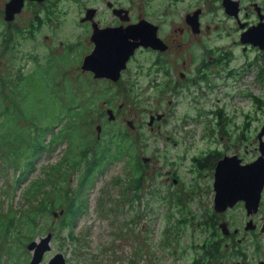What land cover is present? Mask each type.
I'll return each instance as SVG.
<instances>
[{
	"label": "rangeland",
	"instance_id": "1",
	"mask_svg": "<svg viewBox=\"0 0 264 264\" xmlns=\"http://www.w3.org/2000/svg\"><path fill=\"white\" fill-rule=\"evenodd\" d=\"M2 1L0 0V7ZM192 1L194 0H63L56 19L59 20L57 26L52 27L46 23L35 29L32 37L23 29L26 21L16 20L7 28L0 14V57L5 62L23 65L24 68H20L21 71L30 75L33 70L41 67L51 54H62V46L67 44L74 51L70 79L75 82L81 61L91 52L92 47L89 36L82 31L85 29L80 27L82 29L80 30L75 25L78 12L84 6L101 8L103 22H109L112 15L124 22L126 20L120 19L121 12L120 17L115 13L129 10L127 16L135 17L140 7L143 16L146 15L150 22L175 28L179 15L183 11H188ZM217 1L199 0L200 6H203L208 14L205 22L210 25V30L206 33L205 46L207 48L221 45L235 47L232 43L236 41L234 27L231 20L223 15L220 7L216 6ZM106 2L110 3V8L113 4L121 8H113L110 15ZM5 29L7 31L4 32ZM18 34H22L25 39L19 40L17 47L15 40ZM146 34L150 35L148 30ZM136 36L140 37L139 34ZM79 44L80 49H78ZM154 59L149 54H137L128 68L121 73L120 79L115 82L98 80L99 84L91 87V90L98 95L105 92V96L99 97L98 101L90 105L86 98L78 96V101L86 108L85 116L81 119L80 130L86 136L84 140L87 144L84 148L89 153L86 161L77 159L76 163H73V169L67 175L66 181L60 180L59 176L57 177L58 173L54 175L52 168L64 160L68 148L67 140L65 143L60 142L53 149L46 148L35 160V168L28 179L21 185L16 186L14 183L17 173L13 168L1 173L0 214L8 211L11 204L14 206H18L19 203L26 204L24 199L26 188L34 181L47 180V174L51 176L52 173L54 176L52 180L54 179V182L57 181L64 188L70 190L76 188L78 180L85 175V168L92 159L94 143L104 142L109 134L114 135L119 131L127 132L130 137L128 153L135 152L140 158H148V162L145 163L146 189L142 194L138 192L136 199H131L125 190L129 171L124 160L107 163L94 179V173L89 176L81 189V197L87 198L86 212L77 219L73 230L74 237L79 240L75 249L71 242L62 243L60 239L55 240L53 231H48L50 227L59 228L58 219L52 216L40 218L34 229L33 240L49 232L52 233L49 243L51 250L44 255L40 264H46L50 258L59 253L65 257L66 264H195L194 257L199 253V247L209 231L202 222L208 212L213 210L212 200L209 193H206L210 191L212 183H209L208 176H205L193 161L203 148L211 147L209 148L211 150L215 148L212 140L208 136L205 137L203 131L205 125L208 130L212 129L210 121H214L213 114L219 110V107L216 100L204 102L203 123L197 128L194 113L186 110L188 103L182 102L177 96L173 97L171 101L178 99L181 104L173 109V114L164 118L166 122L160 124L158 131L151 130L149 115L154 112L153 104L160 100L158 104L164 112V106L167 105L170 96L167 80L160 75L150 74ZM245 63L246 61L238 68H234V76L241 71ZM6 67V71L11 73L17 70L16 67ZM24 74L22 75L25 76ZM84 75L87 77L88 73ZM252 78L253 73L244 80H247V84L249 83L247 90L253 94V97L245 98L244 95H238L228 103H221L219 113L233 116L240 114V109L251 113L252 110L260 108L262 97L260 85L263 80L260 78L252 81ZM152 80H158V83L151 84ZM78 89L74 88L75 91ZM120 105H123L122 108L119 107ZM53 109L54 103L51 101L49 111ZM107 109L113 110L115 120L108 121ZM254 113L253 126L254 130H257L263 118L261 113ZM52 118L53 115L49 117L50 122ZM127 121L133 124L127 126ZM97 125H101L99 138L95 130ZM209 134L211 135L212 132ZM74 135L75 131L69 129L68 137L73 138ZM48 139L49 136L46 142ZM5 151H0V163ZM71 156L72 154L69 153L70 164L64 161L60 166L71 165L73 161ZM209 167L206 165L207 170ZM101 168L102 166H98L95 173ZM223 170H218L217 176L222 180L225 188L231 187L222 176L223 173L229 175L228 169ZM262 175L254 178L258 184ZM168 176L179 179L178 185L175 186L176 184L171 180L166 181ZM218 182L221 184L219 179ZM48 188L49 186L46 187ZM5 191L9 196L14 192L13 197L5 196L3 194ZM176 195L182 198L183 207L181 208L176 207L171 201ZM122 196H125L128 202L123 201ZM255 202L251 201L253 205ZM185 217L188 223L179 226V219ZM208 225L211 227V224ZM67 232V229H63L64 235ZM1 242L6 252L0 249V264H28L31 258V253L26 249L28 242L22 246L20 242L16 243L13 237ZM71 249H73L72 252ZM202 259L203 255L200 256L201 264H218L216 261H202ZM236 262L232 264H240ZM253 263L255 264L256 261Z\"/></svg>",
	"mask_w": 264,
	"mask_h": 264
},
{
	"label": "flooded vegetation",
	"instance_id": "2",
	"mask_svg": "<svg viewBox=\"0 0 264 264\" xmlns=\"http://www.w3.org/2000/svg\"><path fill=\"white\" fill-rule=\"evenodd\" d=\"M9 1L3 0L0 7V14L4 21L5 6ZM22 1L23 6L20 13L15 14L12 21H5L7 28L16 20L26 21L23 29H25L27 35L32 37L33 31L42 25L47 23L55 27L59 23V20L56 19L59 16L60 4L63 0ZM226 1H228L230 7L225 5ZM109 2H106V6L110 15L113 8H121L114 4L110 8ZM216 6L220 7L223 15L231 20L236 34V41L232 42L235 47L229 48L221 45L207 48L205 46L206 33L209 32L210 25L205 22V19H208V14L205 12V8L200 6L199 0L192 1L188 6V11H183L179 15L175 28L150 22L146 15L143 16L140 7L135 17L129 15L124 22L113 15L110 17L109 22H103L101 8L84 6L78 12L75 23L80 30L84 28L85 30L82 31L91 38L93 23L89 21L82 22L81 20L84 19L87 9H96L94 21L97 27L124 30L127 27L136 26L139 29L137 34L141 36L144 33L149 36H136L135 41H132L134 47L131 48L130 52L133 51V53L126 62L125 70L137 54H149L155 58L150 74L160 75L168 82L170 96L167 105L164 106V112L158 104L160 101L158 100L153 104L154 112L149 115L151 130L158 131L160 124L166 122L164 118L173 114V109L181 104L178 99L171 101L173 97L177 96L182 102L186 101L188 103L186 110L189 113H194L197 128L203 123L204 93L207 92L205 102L216 100L219 110L213 114L214 121H210L212 129L208 130L205 125L203 131L204 136H208L212 140L215 148L213 150L209 149L211 147L203 148L193 161L195 164L203 163L210 166L208 170L206 167L199 169L205 176H208L209 183H212L210 191H206L212 200V210L215 195L213 191L214 170L219 161L225 159L228 162L246 165L259 158L264 159V63H262L264 62V0H218ZM121 15L124 17L123 12H121ZM144 20L149 25L143 26ZM146 30L149 31L150 35L146 34ZM247 32L248 34L242 37ZM241 37L246 42L245 44L242 43ZM23 39H25L24 36L18 34L15 46L18 47L19 40ZM91 46L92 51L94 48L92 42ZM245 61L246 63L242 66L241 71L234 76V68H238ZM6 66L16 67L17 69L24 68L20 64L10 63V61L5 62L0 57V79L7 77L10 73L6 71ZM251 73H253L254 79H260V76H262L260 108L252 110L251 113L240 109L241 113L233 116L219 113L221 103H228L238 95H244L245 98L253 97V94L247 90L249 83L245 87H240L242 79ZM103 81L107 80L104 79ZM155 83H158V80L151 81V84ZM122 106L119 107L122 108ZM254 112L256 114L261 113L263 118V122L257 130H254L253 126ZM158 116H160L159 120L157 119ZM210 132H212L211 135ZM167 180H171L172 183L176 184L175 186L179 183V179L173 176L166 177ZM241 184L242 182H239L236 186L242 189ZM258 187V183L255 182L254 189H251L254 190V193L252 192L251 195L247 189V194L257 195ZM247 196L244 195V199L236 201L235 205L225 212L214 213V227L218 237L211 238L208 234L201 244L203 258H206L207 261H216L218 264H232L235 261L240 264H254L253 262L256 261L255 264H264V231H262L264 226V186L257 197L254 198L253 196V200L257 203L256 208L251 205L249 210L246 209V204L252 201ZM247 212L253 213L248 214ZM210 214L211 211H209ZM212 220L210 218L208 221H204V224L208 222L204 226H209L208 224L212 226ZM221 225L224 227L225 232L221 230ZM247 226L250 230H246Z\"/></svg>",
	"mask_w": 264,
	"mask_h": 264
},
{
	"label": "trees",
	"instance_id": "3",
	"mask_svg": "<svg viewBox=\"0 0 264 264\" xmlns=\"http://www.w3.org/2000/svg\"><path fill=\"white\" fill-rule=\"evenodd\" d=\"M80 47L79 44L78 49ZM62 50V54L56 53L48 56L46 62L33 70L30 75L24 74L19 68L15 73L10 72L7 77L0 79V151L6 150L0 163V175L3 171L13 168L17 173V178L14 180L16 186L28 179L35 168V160L41 153L46 148H55L60 142L68 141L64 160L52 168L53 174L58 173L57 177L59 176L60 180H67V175L73 169L72 165L77 159L86 161L88 158L89 152L84 148L87 144L84 140L86 136L80 130L81 119L85 116L86 108L78 101V96L86 98L90 105L98 101L99 97L103 98L105 92L99 93V96L98 93L92 91L91 87L97 86L99 81L93 80L91 73H88L86 77L84 75L86 73L80 71V67L77 70V79L73 82L70 79V67L74 51L67 44H63ZM260 78L262 79V76ZM254 80L253 78L252 81ZM75 87L79 89L75 91ZM206 97L207 92L203 95V102ZM51 101L54 103L53 111H49ZM51 115L53 118L50 122ZM55 129L56 132H54ZM69 129L75 131L73 138L68 137ZM47 136L49 139L46 142ZM129 143V135L122 131L114 135L109 134L104 142L94 143L95 150L92 153V159L85 168V175L78 180L77 187L74 189L64 188L57 181L54 182L52 173L51 176L47 174V180H37L29 184L24 195L26 204L19 203L18 206L11 204L8 211L0 214V249L2 252H6V248L1 240L8 241L13 237L16 243L20 242V245L24 246L26 242L33 241L34 229L40 218L52 216L54 212L60 211H63V214L57 218L60 221L59 228L50 227L48 231H53L55 240L60 239L62 243L71 242L75 249L79 240L74 237L73 230L77 219L86 212L87 208V198L81 197V189L89 176L94 173V179L107 163L124 160L129 171L125 187L127 194L131 196V199H136L138 192L142 194L146 189L144 183L146 164L141 162L140 156L135 152L128 153ZM69 153L73 156L71 165H68L70 164ZM64 161L68 164L60 166ZM196 165L200 169L206 167L203 163ZM98 166L102 168L95 173ZM47 186H49L48 189H46ZM3 194L12 198L14 192L10 196L7 191ZM121 199L128 202L125 196ZM181 199V196L176 195L171 201L176 207L181 208L183 207ZM210 218L213 219L211 227L204 226L208 222L206 224L202 222V224L209 229L207 235L215 238L218 236L215 233L214 212L210 215L208 212L204 221ZM187 223L186 217L178 221L179 226ZM63 229H67L66 235L63 234ZM198 252L194 257L195 264H201L200 256L203 255L201 246ZM202 261H207V259L203 258Z\"/></svg>",
	"mask_w": 264,
	"mask_h": 264
},
{
	"label": "water",
	"instance_id": "4",
	"mask_svg": "<svg viewBox=\"0 0 264 264\" xmlns=\"http://www.w3.org/2000/svg\"><path fill=\"white\" fill-rule=\"evenodd\" d=\"M227 2L228 1L225 2V5L227 7H230V5ZM22 6H23L22 0H10L5 6L6 7L5 18H4L5 21H12L14 15L20 13ZM95 12H96L95 9H87L85 12L84 19L81 20L82 22L90 21L93 23L92 36L90 40L94 44V48L89 54L83 57L80 69L83 72L93 74L94 80L108 79L115 82L119 79L121 71L125 70L126 62L128 61L129 56L133 53V51L130 52L131 48L134 47V43L132 41H135L137 31L139 29L136 26L127 27L124 30L106 29V28L101 29L97 27V25H95V21H94ZM120 12H123L124 17L122 18L120 17L119 15ZM115 14L119 16L120 19L122 20L128 19L127 11H119L118 13ZM146 25H149V23L144 21L143 26ZM247 34L248 32L243 34L242 37H245ZM144 36L146 35L143 33L140 37H144ZM242 37H241V41L243 44H245L246 42L242 40ZM106 44H108V47H105ZM111 55L115 56L116 61L112 60L114 58H112ZM97 64L98 65L103 64V66L99 67ZM107 115L109 121L114 120V115L111 110H107ZM157 119L159 120L160 116H158ZM127 124L132 125L131 122H127ZM96 131L97 134L99 135L101 131L100 125L96 126ZM141 160L143 163L148 162V159L145 157H143ZM223 169L224 170L228 169L229 175L224 174L225 177H223V179H225V181L228 182L229 186L232 185L231 187L227 186L228 188H225V186L219 185L218 182L219 177L217 176V172L218 170H223ZM258 171H260L261 174H258ZM239 172L240 175L245 176L247 178H249L250 176L251 179H254L257 175L263 174L258 184L259 187H258L257 196L259 195L262 187L264 186V159L259 158L254 162L246 165H240L239 163L228 162L225 161V159H223L217 163L214 170V180H213V191L215 193L213 198L214 213L216 214L223 213L227 209L232 208L235 205L236 201L244 199V194H242L243 192L237 193L233 189L234 185L237 184V182L239 181L238 178ZM232 174L234 175L232 176ZM229 183H231V185ZM221 189L225 191L226 196L224 198L221 197V192H222ZM232 189L234 192L232 191ZM251 205L253 204L247 203L246 209L249 210ZM253 206L256 208L257 203L255 202ZM247 213L251 214L253 212H247ZM62 214L63 211H60L58 213L54 212L52 216L54 219H56L59 216H62ZM220 228L223 232H225L224 227L222 225L220 226ZM246 230H250V228L247 226ZM262 231H264V226L262 228ZM51 239H52V234L47 233L45 236L39 237L26 245V249L31 253V259L28 264H40L42 262L44 254L48 253L51 250V247L49 246ZM47 264H66L65 257L61 253L55 254L52 258L49 259Z\"/></svg>",
	"mask_w": 264,
	"mask_h": 264
},
{
	"label": "bare ground",
	"instance_id": "5",
	"mask_svg": "<svg viewBox=\"0 0 264 264\" xmlns=\"http://www.w3.org/2000/svg\"><path fill=\"white\" fill-rule=\"evenodd\" d=\"M105 47H108V44H106ZM111 57L114 58V59H112V60H115V59H116L115 56H113V55H111ZM115 61H116V60H115ZM103 64H104V63H103ZM103 64H101V65H98V64H97V65H98L99 67H102ZM111 66H112V65H111ZM224 174H225V173L222 174L223 177H225ZM234 174H235V173H234ZM234 174H233V175H234ZM258 174H261V172L258 171ZM233 175H232V176H233ZM248 176H249V175H248ZM238 178H239V181L237 182V184H238L239 182H240V183L242 182V184L240 185V187H242V189L238 188V187L236 186V184H235L234 187H233V188L235 189V192L240 193V191H241V192H244V191H245L246 193L244 192L243 194H244L245 196L248 195L247 198L253 200L257 195H255V196L253 195V196H254V198H253V196H251V195L254 193V190H251V189H254V183H255L256 181H255L254 179H251L250 176H249V178H247V177H245V176L240 175V172L238 173ZM252 178H253V177H252ZM219 181L221 182V184H219V185H220V186H223V182H222V180H220V178H219ZM245 181H246V182H245ZM245 183H246V184H245ZM251 183H252V184H251ZM244 185H245V186H244ZM231 186H232V185H231ZM252 187H253V188H252ZM221 188H222V187H221ZM239 189H240V190H239ZM247 189L250 191L251 195L247 194V193H248V190H247ZM255 189H257V188L255 187ZM238 190H239V191H238ZM246 190H247V191H246ZM221 191H222V192H221ZM221 191H220V192H221V197L224 198V197L226 196V195H225V191L222 190V189H221ZM252 192H253V193H252ZM246 194H247V195H246Z\"/></svg>",
	"mask_w": 264,
	"mask_h": 264
},
{
	"label": "clouds",
	"instance_id": "6",
	"mask_svg": "<svg viewBox=\"0 0 264 264\" xmlns=\"http://www.w3.org/2000/svg\"><path fill=\"white\" fill-rule=\"evenodd\" d=\"M82 62V61H81ZM124 71V70H123ZM122 72V71H121ZM84 73H86V72H84ZM121 74V73H120ZM106 80H108V79H106ZM112 112H113V110H112ZM106 114H107V110H106ZM113 115H114V112H113ZM107 119H108V115H107ZM114 120H115V116H114ZM109 121V120H108ZM113 121V120H112ZM127 122H131V121H127ZM127 122H126V124H127ZM101 126V125H100ZM95 130H96V128H95ZM97 132V131H96ZM99 136H100V134L98 135L97 134V137L99 138ZM144 164V163H143ZM214 212V211H213ZM60 217V216H59ZM57 219V218H56ZM49 233H51V232H49ZM52 234V233H51ZM34 241V240H33ZM32 242V241H31ZM30 243V242H29ZM51 247V246H50ZM45 255V254H44ZM31 259V258H30ZM43 260V259H42ZM30 261V260H29ZM29 263V262H28ZM47 264V263H46Z\"/></svg>",
	"mask_w": 264,
	"mask_h": 264
}]
</instances>
